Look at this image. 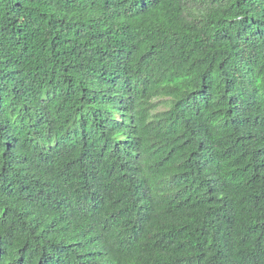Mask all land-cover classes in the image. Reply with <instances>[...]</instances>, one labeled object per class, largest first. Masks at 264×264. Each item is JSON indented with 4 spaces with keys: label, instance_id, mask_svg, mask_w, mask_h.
Returning <instances> with one entry per match:
<instances>
[{
    "label": "trees",
    "instance_id": "16d2710c",
    "mask_svg": "<svg viewBox=\"0 0 264 264\" xmlns=\"http://www.w3.org/2000/svg\"><path fill=\"white\" fill-rule=\"evenodd\" d=\"M0 264H264V0H0Z\"/></svg>",
    "mask_w": 264,
    "mask_h": 264
}]
</instances>
